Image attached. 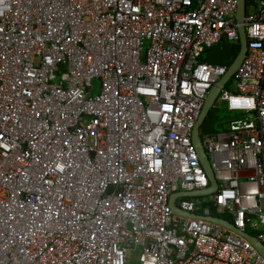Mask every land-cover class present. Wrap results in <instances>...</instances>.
<instances>
[{
    "label": "built area",
    "instance_id": "obj_1",
    "mask_svg": "<svg viewBox=\"0 0 264 264\" xmlns=\"http://www.w3.org/2000/svg\"><path fill=\"white\" fill-rule=\"evenodd\" d=\"M220 94L228 129L192 140L240 45L237 0H0V264H264V0ZM94 83L98 91L94 93ZM228 84V83H227ZM255 238V237H254Z\"/></svg>",
    "mask_w": 264,
    "mask_h": 264
},
{
    "label": "water",
    "instance_id": "obj_2",
    "mask_svg": "<svg viewBox=\"0 0 264 264\" xmlns=\"http://www.w3.org/2000/svg\"><path fill=\"white\" fill-rule=\"evenodd\" d=\"M247 0H237V11H236V21L238 23V30L240 34V49L238 54L236 55L235 59L232 61V63L229 65L227 73L221 78V80L216 84V86L211 90V92L208 94L207 99L205 100L201 115L199 120L196 123V126L193 130L192 140L196 147V150L198 152L201 164L211 182V187L205 191H199V192H192V193H175L171 196L170 199V207L172 209V212L175 216L186 218V219H196L198 218L195 215L191 214H185L181 212L175 204V201L179 197L184 198H198V197H205V196H211L218 190V184L215 179V175L213 173V170L209 163V158L207 156V153L203 147L201 137H200V129L203 125L205 119L207 118L208 114L212 110L214 106H219L220 102V94L222 90L226 87L227 83L232 79L233 75L236 73V71L241 66L242 62L244 61L247 50H248V37L247 32L245 29V19H246V13H247ZM208 222L211 224L217 225L243 239H246L254 248L255 250L263 257L264 259V246L263 244L258 241L256 238L249 236L248 234L239 232L236 230L231 224L228 222H225L220 219L215 218H206Z\"/></svg>",
    "mask_w": 264,
    "mask_h": 264
},
{
    "label": "rangeland",
    "instance_id": "obj_3",
    "mask_svg": "<svg viewBox=\"0 0 264 264\" xmlns=\"http://www.w3.org/2000/svg\"><path fill=\"white\" fill-rule=\"evenodd\" d=\"M256 2V0H253ZM253 3L252 5H254ZM226 43L220 45L219 47L215 48L213 52L210 53V57H217L220 58L222 61V64H225V62L232 56L234 52V47L232 43L227 42L226 40H223ZM207 56V53L206 55ZM94 93H97L98 91V83H94ZM232 83L230 87H232ZM224 102H221L219 106H214L213 111L211 112V119L208 120L203 126H201V136L203 137L205 133L207 134H216L221 133L228 129L229 126V117L234 116V112H229L227 107L225 108ZM249 233L253 234V236L256 238L258 235V231L251 232V230H248Z\"/></svg>",
    "mask_w": 264,
    "mask_h": 264
},
{
    "label": "trees",
    "instance_id": "obj_4",
    "mask_svg": "<svg viewBox=\"0 0 264 264\" xmlns=\"http://www.w3.org/2000/svg\"><path fill=\"white\" fill-rule=\"evenodd\" d=\"M256 2H257V0H256ZM256 2L255 1H253V0H247V2H246V7H247V13L249 12V10H250V5L251 4H253V3H255L256 4ZM254 4V5H255ZM246 13V14H247ZM224 43H226L225 41H222L221 43H219L218 45H216L215 47H213L212 49H210L207 53H211V52H213V50L215 49V48H217V47H219L220 45H222V44H224ZM233 47H234V52H233V54H232V56L225 62V64H222V61L221 60H219L218 62L221 64V65H224V66H229L231 63H232V61L235 59V57H236V55L238 54V52H239V49H240V45L239 44H234L233 45ZM205 58V57H204ZM210 58V57H209ZM209 58H208V60H206V61H204V59H203V62H206V63H208V61L209 62H211L210 60H209ZM214 63V62H213ZM219 65V64H218ZM231 83H232V81L230 80L229 82H228V84H227V88H229L230 87V85H231ZM225 104V103H224ZM225 106H226V104H225ZM227 107V106H226ZM225 107V108H226ZM213 109H214V107L212 108V110L210 111V113L208 114V116H207V118L205 119V121H204V123H203V125L208 121V120H210L211 119V112L213 111ZM228 109V108H227ZM229 111V110H228ZM230 112V111H229ZM231 113V112H230ZM208 119V120H207ZM202 125V126H203ZM251 232H255L254 230H251ZM251 235H253L252 233H251Z\"/></svg>",
    "mask_w": 264,
    "mask_h": 264
},
{
    "label": "crops",
    "instance_id": "obj_5",
    "mask_svg": "<svg viewBox=\"0 0 264 264\" xmlns=\"http://www.w3.org/2000/svg\"><path fill=\"white\" fill-rule=\"evenodd\" d=\"M252 6H253V5H252ZM253 9H254V7H251V8H250V10H253ZM209 50H210V49H209ZM209 50H208V51H209ZM208 51H207V52H208ZM207 52H206V53H207ZM209 52H210V51H209ZM206 53H205V55H206ZM205 55H204V57H205V58H204V61L208 60V58L210 57V54H209V53H207V56H205ZM209 60H210L211 62L208 61V64L210 63V64H219V65H221V64L218 62L219 60H221L220 58H217V57H210ZM213 62H214V63H213Z\"/></svg>",
    "mask_w": 264,
    "mask_h": 264
},
{
    "label": "clouds",
    "instance_id": "obj_6",
    "mask_svg": "<svg viewBox=\"0 0 264 264\" xmlns=\"http://www.w3.org/2000/svg\"><path fill=\"white\" fill-rule=\"evenodd\" d=\"M211 183V182H210ZM205 191V190H204ZM212 196V195H211ZM205 197H210V196H205ZM199 198V197H198Z\"/></svg>",
    "mask_w": 264,
    "mask_h": 264
}]
</instances>
